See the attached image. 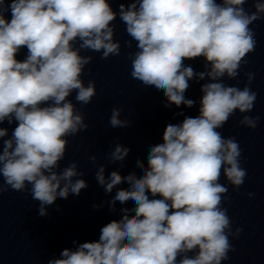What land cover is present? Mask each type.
I'll return each instance as SVG.
<instances>
[{"label": "clouds", "instance_id": "clouds-1", "mask_svg": "<svg viewBox=\"0 0 264 264\" xmlns=\"http://www.w3.org/2000/svg\"><path fill=\"white\" fill-rule=\"evenodd\" d=\"M127 0L114 10L112 0H0V194L27 192L38 202L41 217L58 198L79 196L89 187L78 161L60 170L69 137L89 128L86 106L97 95L96 83L84 76L92 55L101 59L119 56L121 43L114 39L119 18L131 39L126 46L131 77L145 88L164 94L165 108L191 109L197 105L187 93L192 82L200 84L197 115L174 112L181 121L166 124L162 142L148 145L146 162L122 175L99 164L95 179L119 219L100 228L93 241L73 240L47 264H222L235 248L242 228L232 229L228 186L238 190L247 171L241 167L243 149L235 137L220 129L237 112L238 126L255 129L260 116H250L257 93L255 78L245 73L243 88L226 84L240 75L246 56L257 46L251 25L264 20V2L253 0ZM10 16V19H9ZM27 54L18 57L22 50ZM203 58V70L194 62ZM201 81H206L200 83ZM75 93L73 102L72 97ZM122 110L111 109L113 129L130 126ZM9 126L15 124L9 134ZM131 148L116 143L105 154L109 163H120ZM221 175L227 184H221ZM126 185V187H118ZM249 198L253 193H247ZM131 202L132 206L128 207ZM103 205H93L100 208ZM56 210L60 208L57 205Z\"/></svg>", "mask_w": 264, "mask_h": 264}]
</instances>
